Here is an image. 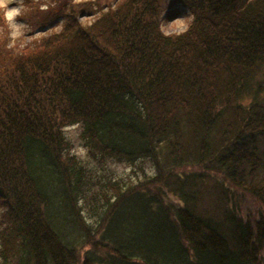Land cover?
Returning a JSON list of instances; mask_svg holds the SVG:
<instances>
[{"label": "trees", "instance_id": "trees-1", "mask_svg": "<svg viewBox=\"0 0 264 264\" xmlns=\"http://www.w3.org/2000/svg\"><path fill=\"white\" fill-rule=\"evenodd\" d=\"M20 16L50 30L0 31V264H264V0H28ZM75 124L91 162L155 172L94 175Z\"/></svg>", "mask_w": 264, "mask_h": 264}, {"label": "rangeland", "instance_id": "rangeland-1", "mask_svg": "<svg viewBox=\"0 0 264 264\" xmlns=\"http://www.w3.org/2000/svg\"><path fill=\"white\" fill-rule=\"evenodd\" d=\"M101 5L108 4L112 2H116L117 0H98ZM27 2L28 0H0V8H3L4 14L6 17V20L8 21V26L5 24H0V31H5V27L11 29L12 36H22L27 35V40L33 38L34 36H38L39 34L43 32H47L50 30V27H46L44 29L41 28H35L32 26H29L28 23L25 21L26 19L21 17L20 14H22L24 11H27ZM45 2V1H43ZM46 5V3H42V6ZM191 20V16L189 14H184L181 17H178L175 20L165 22L163 24V28L168 33H176L181 32L187 28L189 25V22ZM60 22L57 24V27L59 28ZM66 136L72 143V150L74 153L77 154V156L85 159L90 160V156L88 154V149L83 145V142L80 139L81 134V127L78 124L71 125L66 127L65 129ZM92 167V171H94V175L103 176V175H111L114 177H123L128 178L129 176L134 177L136 174L143 176V173L146 172L147 174H152L155 172L154 167L152 166V162L150 159H141L138 161L135 165L129 164L127 162H118L117 160H111L108 159L105 163H98V162H91L89 163ZM135 170L136 173L133 171ZM94 177V176H93ZM206 181H208V178H205ZM245 206H253L252 199L249 197H246ZM132 206H133V200H132ZM130 209V208H129ZM129 211V210H128ZM122 210L120 213V218L118 220L117 224V232L118 235L122 236L123 239L126 241H132L133 242V210L130 212ZM4 209L0 208V231L2 228H4L7 225V221L4 219ZM131 216V217H130ZM124 220H128V223L130 224V231L131 233H125L122 231L124 226H129L127 223H121ZM136 222L135 224H137ZM114 227L113 229H115ZM112 229V228H111ZM83 250V252H85ZM97 259H101V255H105L104 250H99L97 252Z\"/></svg>", "mask_w": 264, "mask_h": 264}]
</instances>
